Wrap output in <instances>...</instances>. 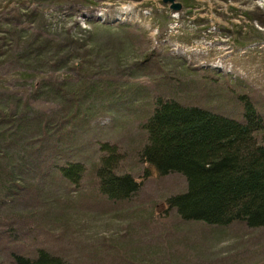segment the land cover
Listing matches in <instances>:
<instances>
[{"label": "trees", "instance_id": "16d2710c", "mask_svg": "<svg viewBox=\"0 0 264 264\" xmlns=\"http://www.w3.org/2000/svg\"><path fill=\"white\" fill-rule=\"evenodd\" d=\"M67 2L15 0L0 12V208L13 213L26 205L42 178L64 188L65 197L55 203L68 206L71 192L82 197L85 177L98 206H123L140 185L123 167L126 152L117 142L97 141L96 156L86 164L79 151L84 142L76 138L107 112L132 107L142 129L129 148L133 164H144V175L150 167L159 176L185 180L182 191L164 198L176 219L199 222L210 233L236 225L264 229V106L254 92L236 79L228 105H213L208 101L213 81L226 75L209 70L208 83L201 84L206 90L191 97L185 90L195 68L181 58L113 51L116 41L132 49L137 35L125 31L126 23L52 24L47 6L58 9ZM111 65L148 77L152 86L114 78ZM152 68L162 75L153 77ZM174 69L175 77L168 74ZM12 216L0 221L6 226H0V239L9 243L7 264H91L90 254L68 259L35 234L26 236L25 248L13 238L17 231L45 228L49 209Z\"/></svg>", "mask_w": 264, "mask_h": 264}, {"label": "rangeland", "instance_id": "374dc122", "mask_svg": "<svg viewBox=\"0 0 264 264\" xmlns=\"http://www.w3.org/2000/svg\"><path fill=\"white\" fill-rule=\"evenodd\" d=\"M14 1L0 0V12L6 4L7 8L14 6ZM89 1L68 0L58 9L47 6L52 13V24L77 23L83 27L87 25L85 19H97L113 26L126 23L125 31L137 36L132 41V49L126 42L116 41L113 48L116 53L127 57L131 52L142 56L154 51L177 56L196 72L188 76L193 83L185 94L201 97L206 90L201 84L208 83L207 71L212 70L226 75L224 79L218 77L213 87H208L213 94L208 101L213 105H228L229 94L237 92L230 84L238 79L264 106V0H175L181 4L178 11H172L168 3L161 0ZM165 63L161 66L165 67ZM113 66L109 67H112L109 75L114 78L152 86L148 77H132L124 67ZM177 70L168 74L175 77L179 74ZM151 73L153 77L162 75L155 68ZM132 110L135 108L107 112L91 121L76 139L84 142L79 151L87 158L86 164L90 157L96 156L95 142L120 144L121 150L126 152L124 169H131L132 176L140 183L137 192L123 206L108 207L100 203L98 206L91 198L85 177L80 187L85 188L82 197L71 192L67 196L69 205L59 208L55 202H62L64 188L45 183L47 179L42 178L26 205H18L13 213L0 208V221L4 224L6 217L10 220L20 211L40 212L45 208L52 218L43 222L45 228L39 231L31 228L30 233L17 231L13 238L25 248L30 244L26 236L35 234L47 249L68 259H85L90 254L91 264H264V229L236 225L219 230L220 233H210L199 222H180L172 210L166 209L164 198L182 191L185 180L172 173L159 176L150 167L144 175L145 165L133 164L128 156L129 148L142 136V129L139 120L130 114ZM7 244L0 239V264H7Z\"/></svg>", "mask_w": 264, "mask_h": 264}, {"label": "water", "instance_id": "95a60500", "mask_svg": "<svg viewBox=\"0 0 264 264\" xmlns=\"http://www.w3.org/2000/svg\"><path fill=\"white\" fill-rule=\"evenodd\" d=\"M162 3H168V8L172 11H178L181 8V4L175 0H161Z\"/></svg>", "mask_w": 264, "mask_h": 264}]
</instances>
